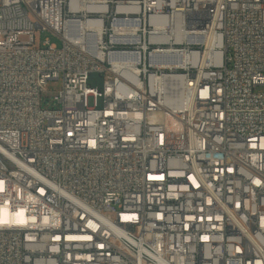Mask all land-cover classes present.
I'll return each mask as SVG.
<instances>
[{
  "label": "built area",
  "instance_id": "1",
  "mask_svg": "<svg viewBox=\"0 0 264 264\" xmlns=\"http://www.w3.org/2000/svg\"><path fill=\"white\" fill-rule=\"evenodd\" d=\"M0 264H264V0H0Z\"/></svg>",
  "mask_w": 264,
  "mask_h": 264
},
{
  "label": "rangeland",
  "instance_id": "2",
  "mask_svg": "<svg viewBox=\"0 0 264 264\" xmlns=\"http://www.w3.org/2000/svg\"><path fill=\"white\" fill-rule=\"evenodd\" d=\"M25 37H23V40ZM46 39H50L52 43H55L58 47L62 46V40L55 34L50 31H42L37 33V40L40 42H44ZM62 87V82L60 80L57 81H49L47 84V96L43 97L42 104L46 107H51L54 105V100L52 94Z\"/></svg>",
  "mask_w": 264,
  "mask_h": 264
}]
</instances>
